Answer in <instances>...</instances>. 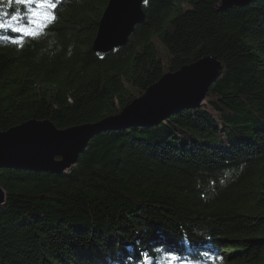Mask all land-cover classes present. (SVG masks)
Here are the masks:
<instances>
[{
  "label": "trees",
  "instance_id": "16d2710c",
  "mask_svg": "<svg viewBox=\"0 0 264 264\" xmlns=\"http://www.w3.org/2000/svg\"><path fill=\"white\" fill-rule=\"evenodd\" d=\"M53 2L36 36L0 30V132L96 122L203 57L222 73L201 108L95 136L63 174L0 170V264H264V0H148L108 54L91 48L108 0Z\"/></svg>",
  "mask_w": 264,
  "mask_h": 264
},
{
  "label": "water",
  "instance_id": "95a60500",
  "mask_svg": "<svg viewBox=\"0 0 264 264\" xmlns=\"http://www.w3.org/2000/svg\"><path fill=\"white\" fill-rule=\"evenodd\" d=\"M148 1V0H147ZM250 0H217L216 9L242 6ZM144 0H108L92 41L94 53L108 54L127 44L145 19ZM222 73V65L203 57L175 72H166L118 113L96 122L59 129L49 120H28L0 132V170L23 169L59 175L78 163L88 143L102 133L153 127L183 110L198 109ZM6 193L0 187V206Z\"/></svg>",
  "mask_w": 264,
  "mask_h": 264
},
{
  "label": "snow or ice",
  "instance_id": "6c2138e0",
  "mask_svg": "<svg viewBox=\"0 0 264 264\" xmlns=\"http://www.w3.org/2000/svg\"><path fill=\"white\" fill-rule=\"evenodd\" d=\"M147 3V0H144ZM15 7L10 14L2 11L6 7ZM35 5L36 7H33ZM19 6H24L26 11L22 12ZM56 8L53 0H0V30H10L16 33H23L26 36H36L37 31L28 25H36L37 28L42 27V21H51L55 19L50 13L41 12L38 9ZM27 21V23H23ZM13 43H20L19 39L13 40ZM172 260H178L179 257L172 255Z\"/></svg>",
  "mask_w": 264,
  "mask_h": 264
},
{
  "label": "rangeland",
  "instance_id": "374dc122",
  "mask_svg": "<svg viewBox=\"0 0 264 264\" xmlns=\"http://www.w3.org/2000/svg\"><path fill=\"white\" fill-rule=\"evenodd\" d=\"M107 5V4H106ZM106 7V6H105ZM161 58H162V62H163V65H164V67H166L165 66V62H166V56H165V54H164V51L163 50H161ZM205 102V101H204ZM204 104V103H203ZM202 250H203V248H201V249H197V253H200L202 256H204V257H208L204 252H202ZM202 252V253H201ZM180 256H181V258L182 259H186L187 257H191L193 260H195V262L196 261H198L199 260V258H196L195 256H191L190 254H188V252H187V250L186 249H184V250H181V252H180ZM200 260H204V259H200ZM207 261V260H206ZM177 261L176 260H171L170 261V263L171 264H177L176 263ZM194 262V263H195ZM208 262V261H207ZM211 263V262H210ZM185 264H191V263H185Z\"/></svg>",
  "mask_w": 264,
  "mask_h": 264
},
{
  "label": "bare ground",
  "instance_id": "6f19581e",
  "mask_svg": "<svg viewBox=\"0 0 264 264\" xmlns=\"http://www.w3.org/2000/svg\"><path fill=\"white\" fill-rule=\"evenodd\" d=\"M186 260H187V258L186 259H179L176 263L177 264H185ZM200 264H208V263L205 260H202V261H200Z\"/></svg>",
  "mask_w": 264,
  "mask_h": 264
}]
</instances>
